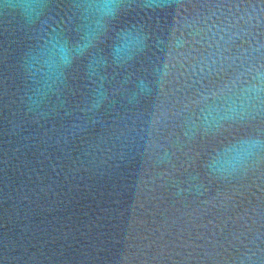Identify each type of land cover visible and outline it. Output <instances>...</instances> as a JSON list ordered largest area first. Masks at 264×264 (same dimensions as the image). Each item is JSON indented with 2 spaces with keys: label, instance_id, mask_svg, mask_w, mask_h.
Here are the masks:
<instances>
[{
  "label": "water",
  "instance_id": "95a60500",
  "mask_svg": "<svg viewBox=\"0 0 264 264\" xmlns=\"http://www.w3.org/2000/svg\"><path fill=\"white\" fill-rule=\"evenodd\" d=\"M142 3L119 23L150 34L143 52L110 66L120 43L109 33L67 70L44 116L28 110L31 29L0 7V264H264V155L241 143L264 141V115L234 134L195 138L199 108L175 115L212 89L225 108L253 116L259 96L264 113V0ZM72 4L50 0L69 29L79 23ZM97 53L109 98L85 111L101 83L86 76ZM231 146L214 173L203 167ZM193 151L200 181H190Z\"/></svg>",
  "mask_w": 264,
  "mask_h": 264
},
{
  "label": "clouds",
  "instance_id": "9594fccd",
  "mask_svg": "<svg viewBox=\"0 0 264 264\" xmlns=\"http://www.w3.org/2000/svg\"><path fill=\"white\" fill-rule=\"evenodd\" d=\"M133 4L134 0H73L69 9L71 11L69 20L74 18L79 23L69 29L62 26L64 25L63 19L57 22L51 15L50 0H10L7 3L5 0H0V7L22 20L31 29L35 40L27 51L24 62L26 78L32 84L31 95L28 96L29 111L39 116L46 115L44 109L50 97L60 91L67 70L76 65L85 55L90 54L91 49L97 48L98 45L108 40L109 33H113L111 38L120 43V46L113 47L110 52V66L127 67L135 61L152 37L144 31L140 24L120 25L121 17L132 9ZM135 6L151 9L154 6V0H144V3ZM67 15L68 13L65 12V16ZM73 32L82 33V35L76 39L71 36ZM132 40L136 43H131ZM122 49L123 54H121ZM106 62V59L97 53L87 65L90 70L86 73L89 82L95 84V81L90 79L95 75L101 83L96 85L95 102L91 109L85 111L99 109L109 98L107 91L102 88L104 78L98 73V68H104ZM151 74L158 75V69L154 67ZM141 87L142 91L148 90L146 84H142ZM220 87L227 89L229 83H222ZM259 91L264 92V88ZM257 99L260 105V97L257 96ZM192 105L199 108L198 114L193 113L190 118L192 138H195L201 129L205 134L211 132L214 136L231 135L249 126L248 122L264 115L259 105H255L254 116L246 111L237 113L225 108L219 103L217 89L197 92L196 98L185 104L183 109L175 115L188 111ZM259 133L264 134V127L259 129ZM241 143L250 145L247 153L249 156L264 155V141L255 139ZM234 151H236V146L224 148L222 152L210 157L203 167L209 173H214L220 159ZM199 158L200 154L196 151L188 157L189 167L194 173L190 176V181H200V173L197 171ZM229 163L235 170L243 163V160L237 158L234 161L230 160Z\"/></svg>",
  "mask_w": 264,
  "mask_h": 264
}]
</instances>
